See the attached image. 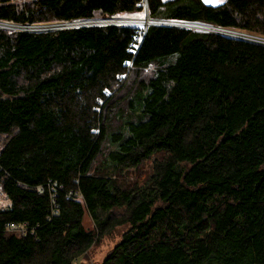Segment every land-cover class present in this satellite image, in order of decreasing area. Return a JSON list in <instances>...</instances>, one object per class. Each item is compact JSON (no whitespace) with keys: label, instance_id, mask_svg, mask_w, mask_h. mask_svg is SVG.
I'll return each instance as SVG.
<instances>
[{"label":"trees","instance_id":"trees-1","mask_svg":"<svg viewBox=\"0 0 264 264\" xmlns=\"http://www.w3.org/2000/svg\"><path fill=\"white\" fill-rule=\"evenodd\" d=\"M147 6L156 20L264 37V0ZM143 9V0H0V21ZM142 33L0 28V188L11 201L0 210V264H74L124 224L103 264H264V43L169 25ZM154 66L129 88V71ZM159 152L145 185H119L118 170Z\"/></svg>","mask_w":264,"mask_h":264},{"label":"rangeland","instance_id":"rangeland-1","mask_svg":"<svg viewBox=\"0 0 264 264\" xmlns=\"http://www.w3.org/2000/svg\"><path fill=\"white\" fill-rule=\"evenodd\" d=\"M206 2V0H204ZM225 0H210V2H206L208 4H220L223 3ZM143 5L144 9L142 11H137V12H129V13H118L115 15H102L98 14L97 16L91 18L88 20L85 25H81L80 23H73L70 24L69 22L65 21H56V22H49V23H44V24H38V25H44L43 27H30L26 28L27 30L23 29L24 27H17L15 29H7L4 28L8 31H18V30H24V31H49V30H57L61 28H75V27H80V26H92V25H129V26H138L140 28L141 33L145 31L146 26L142 24L141 20L144 19L147 14L145 12V7L147 5V0H143ZM153 20V21H152ZM75 21V20H74ZM136 22V23H135ZM174 22H182L178 20H162V19H153L150 17V25H169V26H174V27H184V28H189L193 30H198V31H203V32H214V33H219L216 30L213 29H202L198 26H186V25H177L174 24ZM59 24L58 27L54 28H48L46 27L47 24H53L55 25ZM64 23V24H63ZM183 23H188V22H183ZM190 24H200V23H190ZM206 25V24H204ZM31 26V25H28ZM148 26V27H149ZM210 27H217V26H212V25H207ZM197 27V28H196ZM3 28V27H0ZM219 28V27H217ZM219 29H228V28H219ZM235 31H238L240 33H246L248 34L249 38H242L240 35L234 36L230 34H225V33H220L229 37L233 38H239V39H245V40H250L254 42H259V43H264V37L260 35H251L247 33L246 31H242L239 29H232ZM143 34V33H142ZM141 34V35H142ZM130 67V66H129ZM156 70V67L154 68H148L146 70H142L139 73H136L132 75L133 71H129V75L131 76L129 80V88L131 85L138 83L142 77H147L148 74H151ZM127 74L122 77V79H126ZM2 139H0V149L2 147ZM162 152L155 153L151 157L145 159L143 162H141L140 165L133 167V168H127V169H122L118 170L114 177L117 179L119 185L123 187H133V186H143L145 185L152 174L154 173V164L156 160L162 158ZM100 162V159L97 161L96 165ZM11 201L8 199L6 194L2 191L0 188V210L5 209L9 207ZM124 212V208H116L114 209V213H117V215H120L121 213ZM86 225L88 227H93V221L89 216H86L84 219ZM26 229H28L26 227ZM130 229V224H124L121 226L116 227L112 232L109 234H106L104 237H102L98 242H96L82 257H80L78 260L75 261L74 264H103L104 260L108 256V254L113 250V248L122 240L123 235ZM9 232V231H7ZM9 233H15L16 232H9ZM22 234V233H20Z\"/></svg>","mask_w":264,"mask_h":264},{"label":"bare ground","instance_id":"bare-ground-1","mask_svg":"<svg viewBox=\"0 0 264 264\" xmlns=\"http://www.w3.org/2000/svg\"><path fill=\"white\" fill-rule=\"evenodd\" d=\"M141 21H142L141 23L144 24L145 26H149V24H150V17L149 16H146ZM174 24H177V25H180V26L181 25L198 26V27H200L202 29H213V30H216V31H221L222 33H225V34H230V35H234V36H237V35L239 36L240 35V37H242V38H249L248 37L249 36L248 34H246V33H240L238 31H235V30H232V29H219L217 27H210V26H207V25H204V24H190V23H183V22H174ZM25 26L28 27V25H17V24L5 22V21H0V27L7 28V29H15L17 27L21 28V27H25ZM58 26H59V24H55V25L50 24V25H47L46 27H48V28H54V27H58Z\"/></svg>","mask_w":264,"mask_h":264},{"label":"built area","instance_id":"built-area-1","mask_svg":"<svg viewBox=\"0 0 264 264\" xmlns=\"http://www.w3.org/2000/svg\"><path fill=\"white\" fill-rule=\"evenodd\" d=\"M14 1H16V0H14ZM88 20H90V19H80V20L70 21V24L80 23L81 25H85V23H87ZM26 227H27V225L25 223H19V224L18 223H8L6 226V230L9 232H16L18 234H20V233L24 234L27 232Z\"/></svg>","mask_w":264,"mask_h":264},{"label":"water","instance_id":"water-1","mask_svg":"<svg viewBox=\"0 0 264 264\" xmlns=\"http://www.w3.org/2000/svg\"><path fill=\"white\" fill-rule=\"evenodd\" d=\"M145 12H146V14H147V16H149V11H148V6L146 5V7H145ZM150 17V16H149ZM56 24V23H55ZM48 25V24H47ZM44 25H33V27H43ZM30 27H32V25L31 26H28V27H24L23 29H25V30H27L26 28H30ZM147 28H148V26H146V30H147ZM219 33H222L221 31H218Z\"/></svg>","mask_w":264,"mask_h":264},{"label":"snow or ice","instance_id":"snow-or-ice-1","mask_svg":"<svg viewBox=\"0 0 264 264\" xmlns=\"http://www.w3.org/2000/svg\"><path fill=\"white\" fill-rule=\"evenodd\" d=\"M206 2H210V0H206Z\"/></svg>","mask_w":264,"mask_h":264}]
</instances>
